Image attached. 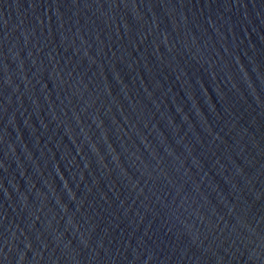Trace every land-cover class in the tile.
Returning <instances> with one entry per match:
<instances>
[{"label":"water","instance_id":"water-1","mask_svg":"<svg viewBox=\"0 0 264 264\" xmlns=\"http://www.w3.org/2000/svg\"><path fill=\"white\" fill-rule=\"evenodd\" d=\"M0 264H264V0H0Z\"/></svg>","mask_w":264,"mask_h":264}]
</instances>
